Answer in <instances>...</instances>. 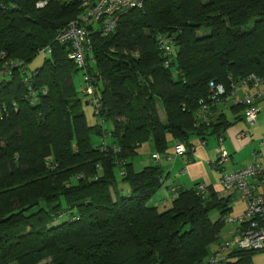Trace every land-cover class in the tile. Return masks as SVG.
I'll return each instance as SVG.
<instances>
[{
    "label": "trees",
    "instance_id": "trees-1",
    "mask_svg": "<svg viewBox=\"0 0 264 264\" xmlns=\"http://www.w3.org/2000/svg\"><path fill=\"white\" fill-rule=\"evenodd\" d=\"M37 2L0 0V68L10 67L0 71V264H254L259 251L212 256L230 197L198 183L155 205L161 166L136 170L131 158L149 140L167 152L169 136L192 152L193 138L229 125L216 106L249 75L264 78V0H145L108 35L94 33L85 69L56 41L79 3ZM80 70L95 77L103 123L82 111L91 100L73 83ZM232 108L245 117L243 104ZM104 131L112 143L95 145Z\"/></svg>",
    "mask_w": 264,
    "mask_h": 264
},
{
    "label": "built area",
    "instance_id": "built-area-1",
    "mask_svg": "<svg viewBox=\"0 0 264 264\" xmlns=\"http://www.w3.org/2000/svg\"><path fill=\"white\" fill-rule=\"evenodd\" d=\"M50 1L78 2L81 8L79 16L71 20L66 26L60 29L56 36V41L61 44H69L71 51L69 58L75 61L80 67L85 69L87 55L93 44L94 33H101L103 36L111 33L120 19L128 10L135 7H142L145 0H38L37 6L45 7ZM170 39L160 37V43L166 50V54L171 51L167 44ZM41 52L51 53L48 46ZM92 58L90 62H93ZM95 77L85 73V86L83 92L87 94L91 102L96 106L98 112L99 100L94 87ZM264 85V78L256 74H251L239 84H234V91H239L243 87L250 85ZM211 87L217 89L219 94L225 92L223 86H217L212 82ZM264 91H254L246 93L243 97H237L235 103L243 104L245 118L251 125L257 123L261 111L258 105V98ZM210 115L202 117L203 122L209 123ZM176 154H184L186 147L183 143H178L175 147ZM230 155L224 145L219 148V156L215 163L218 166L229 161ZM221 185L226 197L238 194L240 199L246 203V210L237 217H229L228 221L239 224L237 234L232 241H226L219 247V254L232 249L243 250H264V193L259 192V188H264V165L256 162L242 167L236 171L223 173ZM198 191L204 193L207 190L205 183H200ZM217 260V259H214Z\"/></svg>",
    "mask_w": 264,
    "mask_h": 264
},
{
    "label": "crops",
    "instance_id": "crops-1",
    "mask_svg": "<svg viewBox=\"0 0 264 264\" xmlns=\"http://www.w3.org/2000/svg\"><path fill=\"white\" fill-rule=\"evenodd\" d=\"M81 71L82 70H80V72ZM73 83L75 85L74 79ZM85 83L84 85H82L81 90L78 91L80 92V94H83V96L85 95L84 97L86 99L90 100V97L82 90L85 86ZM259 90L264 91V85L261 84L258 87L253 85L243 87L239 92L235 94V96H233L235 98L243 97L246 93H251ZM233 96H230L225 101L220 102L216 106V112L214 113L215 115L213 117L215 119L219 114L223 113L225 116V121L229 123L227 127L218 131V133H223L221 134L223 135V137H219L220 135L218 133H212L203 139L201 137H195L192 139V152H189L187 150V147L185 146L186 152L184 154H176L175 150L173 153H171V150L169 149L167 152L160 153L157 150L155 151L156 148H154L155 145L153 141L149 140L150 144L148 146V149L150 151L151 149H153L151 160H148L143 164H145V167L146 165H160L163 170L165 179L164 185L157 195L156 200L153 201V204L157 205L158 203L162 202L167 205L171 203L170 201H172L173 199L172 193H174V191L179 188H192L198 183H205L207 185V188L209 186L220 197H225V193L221 185V179L223 172L227 170L226 165L228 163L234 162L235 164H238L235 168L232 166L230 169L229 167L228 171H236L242 167L256 162L264 165V93L261 94L258 98V104L260 105L261 111L258 121L254 125L249 124L245 120L243 110L239 111L232 108L235 103L233 100ZM88 104H91L93 106V112L96 116L97 123H103L104 121L101 122V120L96 115V106L92 102ZM254 132H260V134L255 136ZM109 136V133L104 131L102 137L108 138ZM178 143L182 142L176 141V145ZM217 143L219 144V146L225 144L227 148L226 150H228L230 155L229 161L221 166H218L215 163L219 156ZM143 146L144 145L142 144L139 150L143 148ZM135 169L141 170V168ZM216 172L219 173V177ZM259 192L264 193V188H259ZM233 196L230 197L231 201L233 200ZM233 209L234 206L232 207V210ZM224 219L225 223H227L228 218L226 219L224 216ZM232 234L233 237L236 236L237 230H233Z\"/></svg>",
    "mask_w": 264,
    "mask_h": 264
},
{
    "label": "rangeland",
    "instance_id": "rangeland-1",
    "mask_svg": "<svg viewBox=\"0 0 264 264\" xmlns=\"http://www.w3.org/2000/svg\"><path fill=\"white\" fill-rule=\"evenodd\" d=\"M208 33H209L208 28H206V29L202 28V29H199L197 31L198 36H205ZM2 55L6 56L5 53ZM50 56L51 55L48 52H40V54H38V56L30 63L29 67L34 68V67L42 65L45 62V58H49ZM8 68H10L8 64L3 65L2 68H0V71H2L4 69H8ZM74 82H75L77 90H81L82 85H84V83H85L84 75H83L82 71L74 76ZM84 96H83V94H80V97L84 98V100H85L86 98ZM82 110L85 112L89 124L95 125V123H97V119H96V116L94 115V112H93V106L91 104L89 105V104L84 103V105L82 106ZM106 126L108 129L111 128L110 123L109 124L106 123ZM259 134H260V132H254L255 136L259 135ZM254 138H256V137H254ZM92 141L95 145H99L103 142L111 144L113 140H112L111 136H109L108 138H103L100 135H94V136H92ZM149 144H150V141L144 142L143 143L144 146H143V148H141L139 150V153L134 155L131 158V161L133 162L135 168H137V169L141 168L142 169L143 167H145L144 166L145 164H143V163L148 161V160H151V155H152L153 149H151V151L148 149ZM175 146H176V141L172 137H169L168 149L171 150V153L174 152ZM224 146H225V144H224ZM217 147H218V149L220 148L218 143H217ZM225 148H226V146H225ZM155 151H156V149H155ZM237 165L238 164H235L234 162L228 163L226 165L227 170L224 171L223 173L228 172L229 167L231 169L232 166L235 168V167H237ZM216 173L219 177V173L218 172H216ZM128 188H129L128 183L122 181L120 173L118 172V187H117L118 192L121 194H125V193H127ZM156 198H157V196H156ZM166 206L169 207V204ZM231 206L232 207L234 206V209L232 211H229L225 215L226 219L229 217L230 218L231 217H237V216L243 214V212L246 210V203L240 199L238 194H235L233 196V200L231 201ZM162 208H164V206ZM220 215L221 214L218 210L213 211L211 213V219L217 220L220 217ZM238 227H239L238 223H230L227 221V223H226V225H225V227H224V229L220 235L219 242L216 245H214V250L212 251V256L215 254L219 255L218 252H219V247L221 244H224L226 241H232L234 239L232 231L238 230ZM214 251H215V253L213 254ZM227 252L228 251H225L223 254H221V257L224 258L226 256ZM253 262H254V264H264V251H259L257 253H254L253 254Z\"/></svg>",
    "mask_w": 264,
    "mask_h": 264
}]
</instances>
